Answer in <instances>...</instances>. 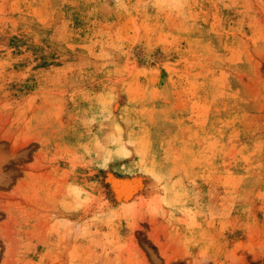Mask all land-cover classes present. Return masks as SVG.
Returning a JSON list of instances; mask_svg holds the SVG:
<instances>
[{
    "label": "rangeland",
    "instance_id": "374dc122",
    "mask_svg": "<svg viewBox=\"0 0 264 264\" xmlns=\"http://www.w3.org/2000/svg\"><path fill=\"white\" fill-rule=\"evenodd\" d=\"M0 264H264V0H0Z\"/></svg>",
    "mask_w": 264,
    "mask_h": 264
},
{
    "label": "bare ground",
    "instance_id": "6f19581e",
    "mask_svg": "<svg viewBox=\"0 0 264 264\" xmlns=\"http://www.w3.org/2000/svg\"><path fill=\"white\" fill-rule=\"evenodd\" d=\"M127 194H128V193H127ZM128 196H129V195H128ZM126 198H127V196H126ZM126 198H125V199H126Z\"/></svg>",
    "mask_w": 264,
    "mask_h": 264
}]
</instances>
